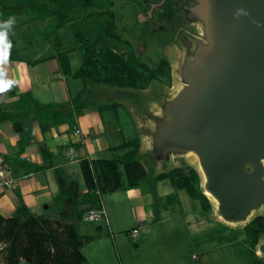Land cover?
Masks as SVG:
<instances>
[{"label":"rangeland","instance_id":"374dc122","mask_svg":"<svg viewBox=\"0 0 264 264\" xmlns=\"http://www.w3.org/2000/svg\"><path fill=\"white\" fill-rule=\"evenodd\" d=\"M94 1L98 16H102L100 12L106 10L111 11L114 15V26L111 27L112 36L110 38L102 37L104 29L100 22L98 21L99 24L92 27L89 24L92 18H88L85 13L78 14L77 18L70 21V24L59 28L57 34L63 42L62 50L68 52L71 66L75 72L83 67L84 58L87 55L84 46L82 47L80 43L82 34L83 36H100L102 49L91 47L89 56L97 64L99 78L105 73L102 60L108 62L113 81L110 84H105L100 81L88 80L86 87L82 80L64 75L65 81L68 82L72 97L76 98L82 94L81 102L92 103L90 105L92 110L97 111L99 107L113 109L115 105L119 107L117 113L107 112L105 109L103 111L106 112L107 117L113 118L117 127L121 126L125 130L124 133L127 137L140 139L139 156L141 154L140 159L149 175L148 183L142 186L143 188L153 189L155 185L151 183L161 173H170L177 169L184 170L182 175L175 176V183L178 185H172L168 180L174 189L168 184L169 182L164 184L169 190H173L169 196L175 198V203L181 200L183 214H180V206L172 208V205L168 204L167 197H158L157 204L163 210H166V207H171L170 214L173 217H168L169 221L166 224L152 226L154 234L149 236L145 233V229L143 231L142 224L140 228L137 226L136 209L133 210V207L130 206L131 203L126 199L123 189L106 195V198H103L107 203L111 228L107 227L104 222L100 224L87 222L85 216L84 220H81L82 222L71 218L74 222L80 223L81 233L86 239L82 248V254L87 260L86 264H264V255L260 256L257 248L251 246L247 241L244 231L246 224L236 226L225 224L216 216V208L211 200L212 208L205 212L202 210L201 203L193 200L184 189L185 183H181L183 178H187L190 186L194 187V172L196 171L199 174L201 186L203 183V175L198 171L199 162L195 154L174 155L173 159L162 167L154 165L153 161L155 160L146 151V146L149 147V140L153 138L152 130L155 128V120L144 116L135 106L139 104L140 107H149L152 114L162 116L164 104L184 88L185 83L180 76V69L185 60L186 51L181 46L180 38L158 33L156 28L146 23L150 19L147 21L141 19L140 14L148 12L149 9L147 0ZM25 8V5L19 6V10L23 11ZM21 13L24 16L16 21L22 22L17 27L19 33L16 32L12 36L15 44L20 48L25 47V38L26 40L32 38L34 30H43L48 24V21H32L33 15ZM29 22H35V24L28 26ZM188 28L189 24L184 23L177 29L180 31ZM198 31L202 32L200 29ZM23 34L25 35L23 36ZM53 40L54 37L51 39V44L56 47ZM28 41L31 43L34 40L28 39ZM35 49L29 48L21 53L25 58L35 59L40 54L38 51L41 46H37ZM54 49L53 47L52 50L54 51ZM131 55L138 64L147 66L150 70L159 67L164 61L168 62L170 67L166 68L147 89H138L136 86H131L132 83L141 79V76L136 75L130 66ZM126 91H133L135 94L127 96ZM58 94L59 90L55 91L54 96L56 97ZM143 123L144 127H142ZM115 132L121 134L118 128ZM146 135H149V140H144ZM122 179L123 188H127L125 174ZM157 192L156 196H160V186ZM138 211L140 213L139 221L144 222L141 221L142 208H138ZM59 215L55 208L47 209L44 206L36 216L59 220L61 217ZM259 216L264 217V209L254 213L248 222ZM189 222L192 224L188 225ZM98 225H102L104 228L102 234L98 233ZM137 227L140 231L139 236L133 238L132 230ZM1 249L0 264H4L5 253ZM23 264L40 263L38 258L34 257L33 259H24Z\"/></svg>","mask_w":264,"mask_h":264},{"label":"water","instance_id":"95a60500","mask_svg":"<svg viewBox=\"0 0 264 264\" xmlns=\"http://www.w3.org/2000/svg\"><path fill=\"white\" fill-rule=\"evenodd\" d=\"M146 2L141 19L180 38L186 51L185 86L164 104L162 116L135 106L155 120L146 151L162 167L174 155L195 154L216 216L227 225H248L264 209V0ZM184 23L189 28L180 32ZM257 250L264 255V238Z\"/></svg>","mask_w":264,"mask_h":264},{"label":"crops","instance_id":"0c3cea01","mask_svg":"<svg viewBox=\"0 0 264 264\" xmlns=\"http://www.w3.org/2000/svg\"><path fill=\"white\" fill-rule=\"evenodd\" d=\"M22 16L24 14L13 17L15 21H19L18 19ZM8 18L0 19V22ZM20 23L22 24V22H15L8 33V40L12 44L10 54L16 53L20 60L14 62L8 60L6 64L0 65L6 69L7 78L17 81L9 90L0 92V154H4L11 164L15 177L19 181V187L15 190L0 187V214L6 218L12 217L18 206L23 203L34 215L40 213L44 206L47 209L53 207L59 212V216L65 217L69 219L70 223H73L72 216L73 219H78L74 215L75 203L88 191L82 176L80 161L84 159L91 162L114 159L127 152V149L118 150V147L133 139L127 137L124 133L125 130L121 126L117 127L113 118L106 115V110L117 113L118 106L117 109L114 107L105 109V111L92 110L91 106L85 108L82 115L77 117L76 128L80 129V134L76 133V129L69 131L68 125L44 131L35 120L34 114L23 118L25 130L22 135L16 134L12 120L20 116L21 111L15 110L14 104L19 100L21 94L31 92L41 104L73 103L78 97H72L68 82L64 77V75H68L64 74L60 64L59 55L67 53L72 73L75 72L71 66L68 52L62 50V40L59 39L60 47H55L51 44V40L46 41L40 36L34 39L28 38L34 40L31 43L25 38V47H21L23 48L21 50L12 39L13 34L19 33L17 27ZM29 23L28 26L35 24V22ZM37 46H41V49L38 51L40 54L36 58L34 57L35 59L23 57L21 51L29 48L35 49ZM58 90L59 94L55 97V91ZM48 98L49 100H46ZM117 128L121 134L115 132ZM42 146L47 148L51 154L49 160L52 164L49 168L45 167L46 161L40 151ZM71 150L74 152L70 153ZM167 182L169 181H159L153 189L145 187L129 189L128 187L123 188V185L119 189H123L126 199L131 203L130 206L133 207V210L136 209L137 226L140 228L142 224L143 231L145 229V233L149 236L154 234L152 226L166 224L169 221L168 217H173L170 214L171 207H166V210H163L157 204L158 197H167L168 204L172 205V208L180 206V214H183L181 200L175 203V198L169 196L173 190H169L164 185ZM168 184L171 185L170 182ZM159 186L161 194L156 196ZM78 208V210H83L87 208V205H81ZM138 208H142L141 221L144 222L139 221ZM103 209L106 212L105 217L95 222L99 224L104 222L107 227L111 228L105 199ZM148 224L151 226L148 227ZM191 224V222L188 223V225ZM97 230L102 234L104 228L102 225H98ZM139 232L133 238H137ZM152 238L154 239V237Z\"/></svg>","mask_w":264,"mask_h":264},{"label":"trees","instance_id":"16d2710c","mask_svg":"<svg viewBox=\"0 0 264 264\" xmlns=\"http://www.w3.org/2000/svg\"><path fill=\"white\" fill-rule=\"evenodd\" d=\"M24 5L26 8L23 11L19 10V6ZM95 9L94 0H0V19L20 16L21 12H24L33 15L32 21H48L43 30H35L32 39L40 36L46 41H50L54 37L53 42L60 46L57 31L70 24V21L77 18L80 13H85L88 18H92L89 23L92 27L98 21L100 22L104 29L102 37L110 38L112 36L113 13L106 10L100 12L102 16H98ZM99 37L83 36V34L80 37V43L82 47L84 46L87 55L84 58L83 67L77 72L72 73L67 53L59 55L64 74L82 80L86 87L88 80L100 81L105 84H110L113 81L108 62L102 60L105 73L99 78L97 64L89 56L91 47L102 49ZM8 60L14 62L20 59L16 53H12ZM129 63L133 72L141 76V79L132 83L131 86L142 90L147 89L166 68L170 67L169 63L164 61L159 67L150 70L147 66L138 64L133 55L129 58ZM82 98L83 95L79 94L73 103L41 104L31 92L21 94L19 100L14 104L15 110L21 111L20 116L12 120L16 134H23L25 130L23 118L32 114L44 131L59 128L61 125H68L69 131H73L77 127V117L82 115L85 108L92 105L90 102L82 103ZM114 107L116 108L117 105ZM104 109L108 108L99 107L101 111ZM123 149H127V152L114 159L92 162L84 159L80 161L82 176L88 191L75 203L74 215L79 222L90 210L103 208V197L122 187L124 174L129 189H138L147 185L149 175L139 156L140 139L135 138L118 147V150ZM40 151L46 161L45 167H51L52 162L49 160L51 154L48 149L42 146ZM183 171V169H177L170 173H161L155 177L151 184L156 185L159 181L170 180L172 185L176 186L178 183H175V176L182 175ZM181 183H185L184 189L189 196L201 203L202 210L205 212L211 210L212 204L201 188V180L197 171L194 172V187L190 186L187 178H183ZM81 205H87V208L78 210ZM59 218V220H53L48 217L36 216L23 203L18 206L12 217L6 218L0 214V248L5 253L4 264H23L24 259H33L34 257L38 258L40 264H86V259L81 252L86 239L81 233L78 222L69 223V219L65 217ZM244 231L250 245L257 248L264 238V217H256L244 227Z\"/></svg>","mask_w":264,"mask_h":264},{"label":"built area","instance_id":"2783aa9c","mask_svg":"<svg viewBox=\"0 0 264 264\" xmlns=\"http://www.w3.org/2000/svg\"><path fill=\"white\" fill-rule=\"evenodd\" d=\"M76 133H81L79 128H76ZM71 152H73V150H71ZM0 187L12 190L18 189L19 187V181L15 177L13 168L4 154H0ZM105 215L106 212L103 208L99 210H92L85 215V220L87 222H95L103 219ZM138 232L139 230L135 228L133 230V237H136Z\"/></svg>","mask_w":264,"mask_h":264},{"label":"clouds","instance_id":"9594fccd","mask_svg":"<svg viewBox=\"0 0 264 264\" xmlns=\"http://www.w3.org/2000/svg\"><path fill=\"white\" fill-rule=\"evenodd\" d=\"M15 22L14 17H9L7 20L0 22V65L8 62L10 49L12 47L11 42L8 40V33ZM16 83V80L7 78L6 69L0 67V92L9 90Z\"/></svg>","mask_w":264,"mask_h":264},{"label":"bare ground","instance_id":"6f19581e","mask_svg":"<svg viewBox=\"0 0 264 264\" xmlns=\"http://www.w3.org/2000/svg\"><path fill=\"white\" fill-rule=\"evenodd\" d=\"M144 140H146V138H144ZM145 142V141H144ZM198 171L201 173V170H200V168L198 167ZM202 174V173H201ZM204 182V181H203ZM203 192H204V194L207 196V198H209L213 203H214V206H215V208H216V202H215V200L212 198V196L208 193V192H206L205 190H203ZM232 226H234V225H232Z\"/></svg>","mask_w":264,"mask_h":264}]
</instances>
